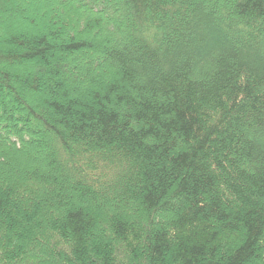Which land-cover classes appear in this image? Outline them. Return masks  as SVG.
<instances>
[{
    "label": "trees",
    "instance_id": "trees-1",
    "mask_svg": "<svg viewBox=\"0 0 264 264\" xmlns=\"http://www.w3.org/2000/svg\"><path fill=\"white\" fill-rule=\"evenodd\" d=\"M0 264H264V0H0Z\"/></svg>",
    "mask_w": 264,
    "mask_h": 264
}]
</instances>
